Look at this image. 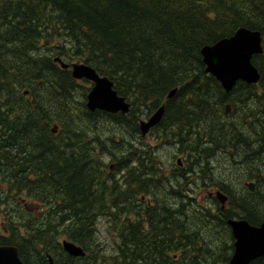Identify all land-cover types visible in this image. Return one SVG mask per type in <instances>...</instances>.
Segmentation results:
<instances>
[{
  "label": "trees",
  "instance_id": "16d2710c",
  "mask_svg": "<svg viewBox=\"0 0 264 264\" xmlns=\"http://www.w3.org/2000/svg\"><path fill=\"white\" fill-rule=\"evenodd\" d=\"M241 26L259 30L264 41V0H0V244L16 246L25 264H48V256L55 263L57 254L84 262L88 255L66 254L61 238L88 253L95 223L88 215L101 200L92 182L108 166L101 155L123 172L111 182H137V167L152 166L155 153L151 144L143 147L139 118L164 104L158 130L151 131L192 170L190 197L171 189L182 215L183 203L189 204V264L226 263L233 249L227 220H264V42L263 52L252 56L258 82L240 80L228 92L205 72L200 50ZM57 56L107 76L129 102L128 113L89 110L86 89L54 61ZM103 121L117 133L102 139L85 128L90 122L94 132ZM218 154L240 174L212 169ZM149 157L151 164L142 161ZM172 176L187 183L181 172ZM202 180L227 197L223 208L214 195L205 197L206 206L194 203ZM245 180L255 181L254 191L240 183ZM27 197L37 209H26ZM56 197L63 221L53 220ZM36 211L38 222L26 216ZM204 228L215 234L212 244ZM156 258L165 261L159 252L149 256L159 263ZM248 264H264V255Z\"/></svg>",
  "mask_w": 264,
  "mask_h": 264
},
{
  "label": "flooded vegetation",
  "instance_id": "af4514ba",
  "mask_svg": "<svg viewBox=\"0 0 264 264\" xmlns=\"http://www.w3.org/2000/svg\"><path fill=\"white\" fill-rule=\"evenodd\" d=\"M92 85L91 83V86ZM161 105H159L158 108ZM149 116L144 119L147 120ZM141 121H143L142 117H140L138 121L139 130ZM156 125L151 127L144 136L141 135L140 131V136L148 138V134L151 130H158V128H155ZM151 139L155 140L159 145L155 147L151 144V151L155 150L152 159L153 165L149 167H137V171H139L137 182H111V179L116 180L122 178L123 172L120 171L117 173L116 169L108 170L105 167L99 169L101 170V174L92 184L94 185L95 193L101 196V200L97 204L96 209L88 215V218L94 219L95 222L92 227L93 236L87 240L89 257L87 256L84 262H78L77 264H189V239L186 231V229L189 228V215L187 216L189 204L183 203L182 215L181 211L178 210L181 206L180 202H178L175 197H172L171 189L178 188L181 193L186 192L184 194L186 198L190 197V195H188L190 183L187 177H189V171L192 170L184 166V155L178 152L174 153L173 149L160 147L165 144L161 141V136L153 135ZM136 141L137 145L141 147V141L139 139H136ZM158 153L167 158L177 156L174 167H172V165L165 167V162L161 160V155ZM179 154L182 155L181 159L178 158ZM142 161L144 163H152L151 157L143 158ZM101 162V164L105 163L103 161ZM114 163L111 161L109 168H114ZM210 167L214 168V165L211 164ZM180 172L185 175L184 177L187 182L183 186L177 183L178 180L174 181L172 176V174H179ZM146 173L152 176L148 177L145 175V177H142L143 174ZM142 179H145L147 182H141ZM202 181L203 182L198 185V188L193 184L194 187H196L194 190L199 192L204 189L206 190L207 198L211 199L212 195L217 198L216 193L218 189H215L216 187H210L215 190L214 194H212V191H209V187L205 188L207 187L204 186L205 180ZM251 181L253 187L248 189L254 191L256 183L254 180ZM246 182H249V180H245L244 182L241 181L240 183H244V186L247 188ZM192 193L195 192L193 191ZM57 199L58 197H56L58 214L53 217V220L61 219L63 221L60 214L62 206L59 205L60 202ZM225 202L224 204H220L221 208L225 206ZM198 204L204 205L199 201ZM25 205L26 209L30 210V212L33 211V207L37 209V204L31 205L30 203L31 208L27 207L28 204L26 202ZM174 209L176 210L175 213ZM262 209H264V206L260 205V210ZM39 213L40 212L36 211L34 214L26 216L38 222L42 218ZM250 213L254 214L252 210ZM93 215L95 217H93ZM175 221L182 222V224L174 226L173 222ZM100 223H104L105 226L102 232L104 235L101 237V240L98 238ZM60 227H63L62 223ZM180 227L182 230H180ZM63 239L68 240L62 237L61 241ZM143 248L145 249V253L140 252ZM62 249L64 250L63 246ZM64 252L70 255L65 250ZM156 252L165 256V261L162 258H156L159 263H156L155 259L149 260V256ZM88 253L85 252L87 255ZM70 256L79 257L74 255ZM56 259L57 262L54 263L52 260L51 263L74 264L66 262L61 254H57ZM31 264L37 263L31 262Z\"/></svg>",
  "mask_w": 264,
  "mask_h": 264
},
{
  "label": "water",
  "instance_id": "95a60500",
  "mask_svg": "<svg viewBox=\"0 0 264 264\" xmlns=\"http://www.w3.org/2000/svg\"><path fill=\"white\" fill-rule=\"evenodd\" d=\"M263 51L261 33L258 30H252L247 27H239L228 37H223L213 44L204 45L200 52L202 61L205 65V72L211 74L220 83L221 87L226 91H230L237 81L246 83H257L260 73L252 62V56ZM54 61L59 62L62 68H67L69 64L64 63L59 57H55ZM74 66L78 70L74 69ZM72 76L76 79H85L96 83L93 89L87 94V106L90 110L101 109L108 112L125 113L129 109V104L123 96L117 94L112 87V81L106 76L99 75L90 65L80 62L71 63ZM101 84L102 92H96L92 96L90 94L98 85ZM177 88H172L167 98L174 95ZM162 108L157 109L147 121H141L143 126L140 130L145 135L149 128L160 121L163 114ZM230 110V104H226V111ZM55 129H53V132ZM250 189L252 183H247ZM217 198L224 202L226 196L217 191ZM227 224L230 228L233 238L232 252L226 264H248L252 260L264 255V221L259 225H253L244 218H229ZM62 246L70 255H84L83 249L69 240H63ZM49 258V264H52ZM0 264H25L18 255L17 247L11 244H0Z\"/></svg>",
  "mask_w": 264,
  "mask_h": 264
},
{
  "label": "rangeland",
  "instance_id": "374dc122",
  "mask_svg": "<svg viewBox=\"0 0 264 264\" xmlns=\"http://www.w3.org/2000/svg\"><path fill=\"white\" fill-rule=\"evenodd\" d=\"M80 83H81V85L82 86H84L83 88H85L86 90H85V92H88V89L91 87V83L89 82V81H85V80H80ZM81 93H82V89H78V92H77V94L75 95L76 96V98H77V100H80V99H82V97H80L81 96ZM65 114H63V116H64ZM90 122H85L84 124L86 125V129H87V126L89 127L88 129H90V128H92L93 129V126L91 127V124H89ZM54 126V125H53ZM107 126V127H106ZM109 127V128H108ZM112 126L110 125V124H107V122H104L103 121V123H98V125H97V127H96V129H95V131L94 132H92V129H91V136H96V137H100V138H107V136L108 135H111L113 132H116L117 133V131H111L110 129H113V128H111ZM152 132V131H151ZM153 135H155L154 134V132H152V133H149L148 134V138L147 137H144V138H142L141 137V141H142V143H143V147L145 148V147H148V146H150V144H153V146H159L158 145V143H156V141L155 140H152L151 139V137L153 136ZM107 146H108V144H107ZM161 148H165V149H173L172 147H169V146H167V144H165V145H162V146H160ZM100 152L101 153H103L104 151L103 150H100ZM159 155H161L160 153H158ZM183 155V154H182ZM182 155L181 154H179V156H178V158H182ZM101 157H102V161L103 162H105L108 166V170H112L113 168H109V166H110V164H111V161L113 162V160H112V158H110L109 157V155H106V154H104V155H101ZM176 157L177 156H175V157H173V158H167V157H163L162 155H161V160H163L164 162H165V167L167 166H171L172 165V167H174V163H175V161H176ZM227 155H224V157L223 158H221V155L220 154H218L217 156H216V158L214 159V160H212V164L214 165V168H212V169H214L215 171H219V170H221V172L223 173V172H226V174L228 173V174H231L232 172H234V173H238V174H240V171H239V169H238V167H236V170H234V168L235 167H231V164L228 162V159H227ZM114 163V162H113ZM222 163H224V165H222ZM114 165H115V163H114ZM215 174L217 175L218 174V172H215ZM242 184V183H241ZM240 186V185H239ZM209 191H212L211 193L212 194H214V192H215V190L214 189H212V188H210L209 187ZM195 193H193V194H195V197L197 198H195L194 197V195H193V201H194V203H198L196 200H198L199 202H202L204 205L206 204V201H205V197H206V190H204V189H202L201 191H199V192H196V191H194ZM28 199L26 200V203L28 204L27 205V207H29V208H31V205H30V202H28V201H31V199L29 198V197H27ZM25 201L23 200L22 201V203H24ZM206 206V205H205ZM29 212H30V210H28ZM27 215H29V213L27 214ZM104 228H105V226H104V223H100L99 224V235H98V238H99V240H101V237L104 235L102 232L104 231ZM203 230H205V232H206V234H207V237L205 238V242H207V243H209V244H212V239H214V233L212 234L213 236H211V235H209V233H208V231H207V229H203ZM102 254V253H101ZM88 257H89V254H88ZM209 261V260H208Z\"/></svg>",
  "mask_w": 264,
  "mask_h": 264
},
{
  "label": "bare ground",
  "instance_id": "6f19581e",
  "mask_svg": "<svg viewBox=\"0 0 264 264\" xmlns=\"http://www.w3.org/2000/svg\"><path fill=\"white\" fill-rule=\"evenodd\" d=\"M249 29H250V28H249ZM252 30H254V29H252ZM258 31H259V30H258ZM260 33H261V32H260ZM261 38H262V48H263V42H264V41H263V36H262V34H261ZM262 52H263V51H262ZM262 52H261V53H262ZM57 57H58V56H57ZM59 58H60V57H59ZM60 59L62 60V58H60ZM62 61H63L64 63H67V62H65L64 60H62ZM55 62H57V61H55ZM72 62H77V63H78V62H80V61H72ZM72 62L67 63V64H69V66H68L67 68H64V69H70V71H71V63H72ZM57 63H59V62H57ZM80 63H84V62H80ZM84 64H86V63H84ZM59 65H60V64H59ZM86 65H88V64H86ZM60 67H61V66H60ZM91 67H92V66H91ZM74 69H75V70H76V69L78 70V68H77L76 66H74ZM257 69H258V68H257ZM258 71H259V70H258ZM96 72H97V71H96ZM97 73H98V72H97ZM71 74H72V72H71ZM98 74H99V73H98ZM99 75H100V74H99ZM101 76H104V75H101ZM106 77H107V76H106ZM107 78H108V77H107ZM75 79H76V78H75ZM77 80H85V79H77ZM86 81H88V80H86ZM89 82H91V81H89ZM91 83H92V82H91ZM92 84H93V85L90 87V89L88 90L87 94H88V93L90 92V90L93 89L94 86L96 85V83H94V82H93ZM112 84H113V83H112ZM101 87H102V85L99 84L98 87H97L94 91L91 92V94H90V98H91V100H92V96H93L96 92H98V91H99V92L104 91V90L101 89ZM112 87H113V85H112ZM175 88H177V87H175ZM113 89H114V88H113ZM114 90H115V89H114ZM116 92H117V91H116ZM25 93H26V91H25ZM117 94H118V93H117ZM118 95H119V94H118ZM86 96H87V95H86ZM120 96H121V95H120ZM123 97H124V96H123ZM124 98H125V97H124ZM92 101L94 102V101H96V100H92ZM125 101H126V99H125ZM86 102H87V98H86ZM86 102H85V104H87ZM126 102H127V101H126ZM127 103L129 104V102H127ZM86 107L88 108L87 105H86ZM159 108H162V107L160 106ZM159 108H158V109H159ZM88 109H89V108H88ZM89 110H90V109H89ZM94 110H96V109H94ZM94 110H91V111H94ZM99 110H101V109H99ZM129 110H130V104H129V109H128V111H129ZM103 111H105V110H103ZM128 111H127V112H128ZM107 112H108V111H107ZM118 112H120V111H118ZM127 112H125V113H127ZM163 112H164V105H163ZM110 113H117V112H110ZM120 113H122V112H120ZM149 117H150V116H149ZM145 119H146V118H145ZM145 119L143 118V121H147V120L150 119V118H148L147 120H145ZM159 122H160V121H159ZM159 122H157V123H159ZM157 123H156V124H157ZM156 124H155V125H156ZM141 126H143V123L140 124V128H141ZM153 126H154V125H153ZM153 126H151V127H153ZM57 127H58V126L54 124V126H53V129H55L54 132H56ZM151 127H150V128H151ZM150 128H149V129H150ZM140 131H141V130H140ZM147 133H148V132H147ZM147 133H146V134H147ZM146 134H145V135H146ZM141 135H142V133H141ZM143 136H144V135H143Z\"/></svg>",
  "mask_w": 264,
  "mask_h": 264
}]
</instances>
